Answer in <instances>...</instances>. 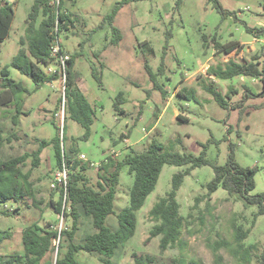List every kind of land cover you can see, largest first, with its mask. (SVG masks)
I'll return each instance as SVG.
<instances>
[{"label":"rangeland","instance_id":"1","mask_svg":"<svg viewBox=\"0 0 264 264\" xmlns=\"http://www.w3.org/2000/svg\"><path fill=\"white\" fill-rule=\"evenodd\" d=\"M14 6L15 19L9 37L0 42V72L9 67L10 78L22 83L29 91L21 96L22 114L14 122L16 103L0 110V132L4 139L2 157L31 153L39 142L51 140L58 133L53 123L62 128L67 154L72 147L78 151L74 160L90 167L85 172L89 185L98 189L99 167L109 156L123 160L132 153L145 151L153 141L164 151L200 156L202 145H207L206 157L214 165L224 166L234 147L235 161L244 168H256V188L252 195L264 194V81L246 76L231 80L215 78L216 89L225 97L227 106L222 107L207 92L210 80L209 68L224 67L229 61L251 63L258 55L264 63V37L258 39L246 30L264 28V0H219L223 16L209 0H138L123 7L114 26L122 34L118 46L112 45L111 26H101L121 0H62L63 10L75 21L69 30L59 36L60 43L70 56L78 53L74 65L78 87L95 108L91 136L84 139L86 131L72 121L65 112L64 120L57 115L64 110V84L59 79L36 85L27 76L10 65L22 48L20 41L26 36L29 15L35 0H1ZM58 5V0H50ZM42 16L38 20V25ZM214 41L222 44L237 42L244 45L241 52L230 55L219 53ZM27 48V45L24 46ZM150 49L154 55H149ZM158 77L153 82L145 70V63ZM52 69L59 70L57 65ZM96 68L101 76L98 83L92 73ZM1 79V76H0ZM1 82V80H0ZM156 84L166 92L155 88ZM196 92V99L179 97ZM120 93L124 102L120 109L115 103ZM60 101H62L60 103ZM243 105L242 109L236 108ZM125 113L122 114L120 111ZM182 114L189 123L180 124ZM65 126V131L63 130ZM85 155L87 160H81ZM42 163L33 173L40 208L25 203L0 204V240L2 233L10 237L0 243V256L24 255L23 230L31 225H52L57 230L71 225L56 214L51 203L60 200L59 185L52 188L60 170L52 147L42 153ZM188 167L165 166L155 191L137 212V230L132 239L121 248L116 264H134L133 255L156 257V264H170L182 258L186 264H242L244 251L236 243V229L249 231L243 242L252 252L251 264H258L264 247V215L256 218L257 206L245 204L238 196L229 195L220 188L207 198V185L214 179L211 166H203L185 177L178 191L177 201L185 224L182 245L160 250V237L149 239L150 232L158 224L151 216L154 205L172 190L175 174ZM30 166L25 168L28 171ZM134 175L124 168L115 202V214L108 217L106 226L116 231L117 215L130 204V191ZM3 213H7L4 215ZM95 232L92 220L83 216L76 243ZM227 243L229 246H220ZM58 245V244H57ZM62 255L67 243H63ZM58 251L49 255L56 260ZM80 264H103L97 253L81 251L77 254Z\"/></svg>","mask_w":264,"mask_h":264},{"label":"trees","instance_id":"2","mask_svg":"<svg viewBox=\"0 0 264 264\" xmlns=\"http://www.w3.org/2000/svg\"><path fill=\"white\" fill-rule=\"evenodd\" d=\"M138 0H121L114 7L113 12L104 18L101 26L106 23L111 26L113 39L112 45L118 46L122 40V34L114 26L116 17L120 10L129 3ZM181 0L178 5L181 4ZM213 7L223 16H228L219 0H209ZM63 1L59 0L58 5H53L50 0H35L29 15V23L26 36L20 41L22 48L11 63V67L27 76L36 85V90L47 83L59 80V75H49L44 68L54 64L52 57V47L55 45L60 34L69 30V26L75 21L72 15L63 10ZM42 16V21L38 25V20ZM15 19V9L13 5L0 0V42L5 41L10 34L12 24ZM246 30L255 38L264 37V28H251L246 25ZM27 45V48L24 46ZM214 47L219 53L230 55L234 52H241L244 45L237 42L222 44L214 41ZM149 55H154L150 49ZM78 53L70 56L66 63L65 82V112L74 122L79 124L85 131L84 139L91 136V128L95 119V108L87 99L85 93L77 85V77L74 74V65ZM261 57L255 55L251 63H237L229 61L224 67L209 68L207 76L210 83L204 86L205 90L211 93L215 100L222 106H227L225 97L216 89V84L211 79L215 77L221 80H231L235 77L246 76L261 78L264 81V63L261 68ZM145 70L153 82H156L158 75L153 73L149 62L145 63ZM95 80L101 84V76L96 68L92 69ZM0 110L10 105L16 104V115L14 122L17 123L22 114L21 96L29 91L22 83L10 78L9 67H5L0 72ZM157 90L166 94L157 84ZM185 89L178 92L179 97L186 99H196V92L191 90L189 96H183ZM264 95V91L262 93ZM62 101H60L61 103ZM124 102V95L120 93L115 109L119 110ZM242 109L243 105L236 108ZM122 114L125 112L120 111ZM177 120L180 124L189 123V119L179 114ZM57 130V135L51 140L39 142L38 149L20 156L11 157L4 160L2 157L4 139L0 132V204L8 202L25 203L26 205L40 208L43 204L38 201V192L35 189L33 173L39 169L42 163V153L52 147L55 153L57 167L60 171L68 170L67 184L60 190V200L51 205L56 214L66 221L71 220L72 224L65 229L57 230L52 225L41 227L34 224L26 227L22 232L24 244V255L0 256V264H80L77 254L81 251L87 253H97L103 264H116L114 259L117 252L125 247L132 239L137 230V212L140 211L147 198L155 191L159 178L165 166H175L188 168L181 173L175 174L172 182V190L161 198L150 211L151 218L158 224L150 232L149 239L160 237V250L167 251L182 245V234L185 220L180 214V205L177 201L178 191L182 187L185 177L191 172L203 166H211L214 170V179L207 185V198L215 194L220 188L229 195L238 196L247 205L259 208L256 218L264 215V194L252 195L256 188L255 176L256 168L241 167L234 158V147H231V154L228 162L224 166L212 164L206 157L207 145H202L203 152L200 156L192 154H181L178 152L164 151L163 146L153 141L143 152L132 153L123 160L116 156H109L102 166L99 167V187L98 189L89 185V180L85 172L90 165L74 160L78 155L75 147H72L67 154L65 149V137L60 135L62 128L53 123ZM65 131V126L63 128ZM30 166L28 171L25 168ZM124 168L129 169V173L134 175V184L130 191L129 207L122 210L118 215L119 227L116 231L110 230L106 226L109 216L115 214V202L120 183V175ZM7 215V213H3ZM9 216V215H7ZM83 216L92 220L95 230L88 235L83 243H76V235L80 230V222ZM0 243L10 237L9 233L1 234ZM249 231H244L241 227L236 229V243L240 250L244 251L242 264H251L252 252L246 249L243 242L248 238ZM67 243L66 252L62 255L63 243ZM58 244V245H57ZM220 246H229L221 243ZM58 251L56 260L49 259V255ZM134 264H156V257L150 255H133ZM170 264H186L182 258L174 259ZM258 264H264V247L258 257Z\"/></svg>","mask_w":264,"mask_h":264},{"label":"built area","instance_id":"3","mask_svg":"<svg viewBox=\"0 0 264 264\" xmlns=\"http://www.w3.org/2000/svg\"><path fill=\"white\" fill-rule=\"evenodd\" d=\"M59 1V0H58ZM59 4V3H58ZM52 57L55 59L54 65H57L59 67V70L52 69V65H49L44 68V71L49 74V75H54L58 74L59 79L63 82L64 84V94H65V82H66V63L67 61L70 60V55L64 51L60 39L56 41L55 45L52 47ZM58 117H62L64 120L65 118V106L62 114L57 115ZM81 160H87L85 155H81ZM67 178H68V170L64 169L60 171L56 178H55V183L52 185V188L57 189L59 185H66L67 184Z\"/></svg>","mask_w":264,"mask_h":264},{"label":"crops","instance_id":"4","mask_svg":"<svg viewBox=\"0 0 264 264\" xmlns=\"http://www.w3.org/2000/svg\"><path fill=\"white\" fill-rule=\"evenodd\" d=\"M209 78V77H208ZM211 79H213V81L215 80V77H211Z\"/></svg>","mask_w":264,"mask_h":264}]
</instances>
